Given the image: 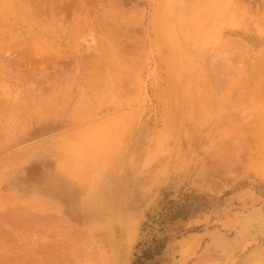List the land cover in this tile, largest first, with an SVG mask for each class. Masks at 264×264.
I'll return each mask as SVG.
<instances>
[{
	"label": "rangeland",
	"instance_id": "374dc122",
	"mask_svg": "<svg viewBox=\"0 0 264 264\" xmlns=\"http://www.w3.org/2000/svg\"><path fill=\"white\" fill-rule=\"evenodd\" d=\"M3 1L0 264H177L264 207V0Z\"/></svg>",
	"mask_w": 264,
	"mask_h": 264
},
{
	"label": "crops",
	"instance_id": "0c3cea01",
	"mask_svg": "<svg viewBox=\"0 0 264 264\" xmlns=\"http://www.w3.org/2000/svg\"><path fill=\"white\" fill-rule=\"evenodd\" d=\"M191 90L193 91V89ZM98 182L99 190L97 191H100L98 192L100 195L104 184L101 180ZM245 191L237 192L236 195ZM248 193L251 194V191H248ZM90 196L93 195L87 194L85 198ZM251 200L255 204H259L262 196L253 194ZM248 210L251 212L248 214L246 225L242 229L235 227L232 231L224 232L222 228L213 226L189 232L186 236L189 240H200L196 258L184 261L180 257V263L177 264H264V207L253 205ZM247 212L245 211V213ZM135 217H131L133 222ZM217 236L220 241H224L226 244H215V240L211 237ZM180 242L177 245V249ZM139 256L140 254L137 255V257ZM137 257H134L130 264L140 258Z\"/></svg>",
	"mask_w": 264,
	"mask_h": 264
},
{
	"label": "bare ground",
	"instance_id": "6f19581e",
	"mask_svg": "<svg viewBox=\"0 0 264 264\" xmlns=\"http://www.w3.org/2000/svg\"><path fill=\"white\" fill-rule=\"evenodd\" d=\"M1 1H3V0H1ZM11 1H12V0H11ZM15 1H16V0H15ZM53 1L55 2V0H53ZM57 1H58V0H57ZM61 1L64 2V0H61ZM65 1H66V0H65ZM67 1H68V0H67ZM69 1H71V2H69ZM69 1H68L67 4H64V3H65V2H64V3L61 5V7L57 6V7H59V11H60V9H61V11H62L61 13H62V14H61V13H60V14H61L62 16H68V14H66L67 11H64V12H63V10H64V9H67V8H65L66 5H67L66 7H69V6L71 7L70 4L72 3L73 0H69ZM76 1H77V2L80 1V2H78L79 5H78V4H77V5H78V6L81 5V6H80L81 8L79 7V10H80V9L82 10V7L84 8V7H85V4L87 5V3H88V5L90 6L91 4H89V2H92L93 0H92V1H87V0H86L87 3H85V0H84V1H82V0H75V3H77ZM108 1H109V2H107V1L105 2V0H104V1H103V4H105V3H106V4L109 3V4H108V7L110 6L109 10H110V11H116L115 14H118V13H117V11H118V9H117V4H118V6H119L121 3H120V4L117 3V0H108ZM3 2H4V1H3ZM16 2H17V1H16ZM22 2H23V1H22ZM49 2H50V0H49ZM96 2H97V4H96ZM119 2H120V1H119ZM121 2H123V5H124V0L121 1ZM126 2H127V3H128V2L131 3V1H129V0H128V1L126 0ZM4 3H5V2H4ZM37 3H38V2H37ZM92 3H93V2H92ZM94 3H95L96 5H95V4H92L91 7H92L93 5H95V6H97L96 8L98 9V7L100 8V6H102V5H100L101 2H100V4H99L100 6H98V1H97V0H96ZM2 4H3V3H2ZM39 4H40V3H39ZM68 4H69V5H68ZM72 4L74 5V2H73ZM5 5H6V3H5ZM33 5H34V3H33ZM37 5H38V4H37ZM37 5H36V6H37ZM50 5H51V4H50ZM73 5H72V6H73ZM123 5H122V6H123ZM125 5H126V4H125ZM128 5H131V4H128ZM1 6H2V5H1ZM3 6H4V5H3ZM19 6H20V5H19ZM19 6H18V7H19ZM36 6H35V7H36ZM74 6H75V5H74ZM74 6H73V7H74ZM78 6H76V10L78 9ZM122 6H121V7H122ZM70 7H69V8H70ZM86 7H88V6H86ZM86 7L84 8V10H88V9H86ZM102 7H103V6H102ZM126 7H127V5H126ZM0 8H1V7H0ZM14 8H15V7H14ZM31 8H32V7H31ZM54 8H55V7H54ZM71 8H72V7H71ZM71 8H70V9H71ZM96 8H95V10H96ZM5 9H7V8H5ZM16 9H17V8H16ZM22 9H23V8H22ZM22 9H20V10H22ZM70 9H69L68 11H70ZM122 9H125V8H122ZM122 9H121V10H122ZM0 10H1V9H0ZM18 10H19V9H18ZM72 10H75V9L72 8ZM93 10H94V6H93ZM98 10H100V9H98ZM98 10H97V11H98ZM103 10H104V9H103ZM128 10H129V9H128ZM1 11H2V10H1ZM5 11H6V10H5ZM7 11H8V9H7ZM22 11H23V10H22ZM22 11H20V12H22ZM40 11H41V10H40ZM42 11H43V10H42ZM125 11H126V9H125ZM125 11H124V13H125ZM129 11H130V10H129ZM129 11H128V12H129ZM2 12H3V11H2ZM73 12H74V11H73ZM76 12H78V11H76ZM88 12L92 13V11H88ZM88 12H86V13H88ZM100 12H101V11H100ZM103 12H104V11H103ZM121 12H122V11H121ZM128 12H126V13L128 14ZM42 13H43V12H42ZM47 13H48V12H47ZM63 13H65L66 15H64ZM86 13H81V14H84V15H85ZM94 13H96V12H94ZM98 13H99V12H98ZM101 13H102V12H101ZM9 14L11 15L10 12H9ZM23 14H24V13H23ZM39 14H40V12H39ZM81 14H80V15H81ZM92 14H93V13H92ZM92 14H91V15H92ZM103 14H104V13H103ZM127 14H126V15H127ZM129 14H130V13H129ZM10 15H9V16H10ZM17 15H18V14H17ZM24 15H25V14H24ZM86 15H87V14H86ZM93 15L95 16V14H93ZM119 15H120V14H119ZM0 16H1V18H2V14H0ZM11 16H12V15H11ZM34 16H35V15H34ZM73 16H74V15H73ZM88 16H89V15H88ZM94 16H93V17H94ZM100 16H101V19H100L99 21L97 20L98 22H97V21H96V22H97V24H100V23H101V24H104V23H102V21H104L105 18H104V19H102V18L105 17V15H104V16L99 15L98 17L100 18ZM106 16H107V15H106ZM128 16H129V15H128ZM130 16H131V15H130ZM54 17H55V15H54ZM60 17H61V16H60ZM74 17H75V16H74ZM107 17H109V18H111V17H116V18H115L116 21L114 20V21L116 22V24H114V25H119V26L121 25V23L118 22V18H119V17H118L117 15L115 16V15H112V14H111V17H110V16H107ZM107 17H106V20H107ZM124 17H125V16H124ZM131 17H132V16H131ZM131 17H130V18H131ZM55 18H56V17H55ZM87 18H88V17H87ZM94 18L96 19V17H94ZM130 18H129V19H130ZM2 19H4V18H2ZM39 19H40V18H39ZM43 19H44V18H41L40 20H43ZM66 19H67V18H66ZM97 19H98V18H97ZM126 19H128V18H126ZM129 19H128V20H129ZM48 20H49V19H48ZM48 20H47V21H48ZM87 20H88V19H87ZM101 20H102V21H101ZM123 20H124V19H123ZM14 21H15V20H14ZM43 21H46V20L44 19ZM56 21H57V20H56ZM88 21H90V20H88ZM88 21H87V23H88ZM109 21H110V20H109ZM112 21H113V18L111 19L110 23H111ZM49 22H51V20H49ZM64 22L66 23V21H64ZM67 22H68V20H67ZM90 22H91V21H90ZM104 22H105V21H104ZM130 22H131V21H130ZM61 23H62V22H61ZM84 23H85V21H84ZM110 23H107V24H110ZM9 24H10V22H9ZM16 24H17V23H16ZM20 24H21V23H20ZM63 24H64V23H63ZM89 24H90V23H89ZM105 24H106V23H105ZM107 24H106V26H107ZM18 25H19V24H18ZM21 25H22V24H21ZM60 25H61V24H60ZM78 25H79V24H78ZM87 25H88V24H87ZM68 26H69V25H68ZM100 26H101V25H100ZM100 26H99V27H100ZM103 26H104V25H103ZM93 27H94V26H93ZM4 28H5V27H4ZM101 28H102V27H101ZM105 28H106V27H105ZM108 28H109V27H108ZM114 28H116V27L114 26ZM95 29H96V27H95ZM101 30H103V29H101ZM117 30H118V29L116 28V31H117ZM119 30H120V29H119ZM119 30H118V31H119ZM65 31H66V30H65ZM109 31H110V29H109ZM113 31H114V30H113ZM122 31H123V29H122ZM128 31H129V30H128ZM79 32H80V31H79ZM119 32H120V31H119ZM97 33H99V32H98V29H97ZM101 33H102V32H101ZM95 34H96V32H95ZM108 34H109V33H108ZM113 34H114V32L112 33V35H113ZM121 34H123V33H121ZM64 35H65V34H64ZM105 35H106V34H105ZM124 35H125V34H124ZM124 35H122V36H124ZM26 36H27V35H26ZM28 36H29V35H28ZM65 36H66V35H65ZM77 36H78V35H77ZM113 36H114V35H113ZM105 37H106V36H105ZM117 37H118V36H117ZM124 37H125V36H124ZM126 37H127V36H126ZM65 38H66V37H65ZM65 38H63V39H65ZM113 38H114V37H113ZM118 39H119V38H118ZM35 204H36V203H35ZM32 208L37 209L36 206H35V207L33 206Z\"/></svg>",
	"mask_w": 264,
	"mask_h": 264
},
{
	"label": "trees",
	"instance_id": "16d2710c",
	"mask_svg": "<svg viewBox=\"0 0 264 264\" xmlns=\"http://www.w3.org/2000/svg\"><path fill=\"white\" fill-rule=\"evenodd\" d=\"M196 215V214H195ZM193 218H195V216H192V217H190V218H188V219H186V220H189V219H193ZM159 255V253H158V251H155V250H153V248L152 247H148L147 249H145L144 251H143V257L142 258H139V259H137L136 261H134L133 262V264L135 263H149V264H152V263H157L158 261H157V259H155L156 258V256H158Z\"/></svg>",
	"mask_w": 264,
	"mask_h": 264
}]
</instances>
